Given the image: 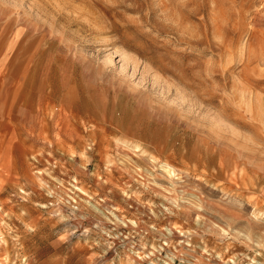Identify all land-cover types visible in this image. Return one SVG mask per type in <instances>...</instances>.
<instances>
[{"label":"rangeland","instance_id":"obj_1","mask_svg":"<svg viewBox=\"0 0 264 264\" xmlns=\"http://www.w3.org/2000/svg\"><path fill=\"white\" fill-rule=\"evenodd\" d=\"M0 264H264V0H0Z\"/></svg>","mask_w":264,"mask_h":264}]
</instances>
